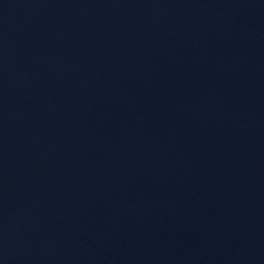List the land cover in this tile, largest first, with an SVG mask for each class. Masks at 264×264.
I'll list each match as a JSON object with an SVG mask.
<instances>
[{
  "label": "water",
  "instance_id": "water-1",
  "mask_svg": "<svg viewBox=\"0 0 264 264\" xmlns=\"http://www.w3.org/2000/svg\"><path fill=\"white\" fill-rule=\"evenodd\" d=\"M0 264H264V0H0Z\"/></svg>",
  "mask_w": 264,
  "mask_h": 264
}]
</instances>
